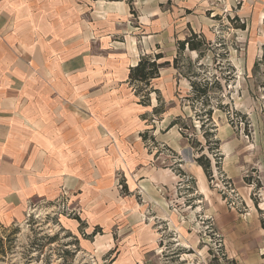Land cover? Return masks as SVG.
I'll return each instance as SVG.
<instances>
[{
    "label": "rangeland",
    "instance_id": "1",
    "mask_svg": "<svg viewBox=\"0 0 264 264\" xmlns=\"http://www.w3.org/2000/svg\"><path fill=\"white\" fill-rule=\"evenodd\" d=\"M203 2L177 12L158 0H0V127L19 136L4 144L36 143L30 118L69 109L102 120L99 155L48 147L43 161L65 160L83 175L0 221V264H264V1ZM200 21L201 58L178 53ZM158 53L169 65L148 100L135 96L141 86L121 70ZM112 116L115 134L103 124ZM110 148L113 172L99 175ZM110 199L112 215L99 218ZM94 224L101 232L85 240Z\"/></svg>",
    "mask_w": 264,
    "mask_h": 264
},
{
    "label": "crops",
    "instance_id": "2",
    "mask_svg": "<svg viewBox=\"0 0 264 264\" xmlns=\"http://www.w3.org/2000/svg\"><path fill=\"white\" fill-rule=\"evenodd\" d=\"M168 1H171L173 3L174 10L179 12L181 7L185 10L190 8L193 9L195 6L197 7V4H200L199 6L202 7L204 3L203 1L223 2L224 4H227L228 7L232 8L235 0H184L185 3L180 2L179 0H158V6L163 5ZM263 1L264 0H258V3H262ZM243 6L246 7L245 4ZM241 10L242 12L246 11L244 8ZM237 15L239 16V14ZM182 23L188 25L189 22L188 20H183ZM203 25L206 24L200 21L198 25L199 29L196 30L190 27L191 31L203 36V30L205 29ZM129 56L133 55L130 54ZM136 62H138V59L134 62L135 64L128 63L124 67L125 69L121 70L120 75L123 82L125 81L127 83L129 68L135 66ZM115 71L116 69L112 68L108 74L109 77H112ZM111 80V78L108 80L110 81L109 86L111 85ZM68 110L69 109H67V112L61 114L60 116L30 118L29 124H34L35 126L37 125V127H34L31 132L32 134H27V136L32 139L35 137L36 143L33 140H30L31 143H24L25 139H22L16 141L18 144H12L11 147L6 146L4 141L8 140L12 142V140H17V137L19 136L14 138L15 133L13 130L12 136L6 138V129L0 127V221H3V223L20 219L22 215L21 211L23 210L27 200L32 198L49 199L57 196L60 186H63V183L66 185L69 179H71L70 176L79 177V175H83L82 168L65 160L61 162H53V160L52 162L47 160L43 161L42 157H47L46 151L49 146L58 150V152H60L61 155H64V157L73 156L75 154L81 155L89 147H92L94 155H99L102 139L100 133V123H102V120L98 118L95 120L93 118V121L85 122L83 119L74 116L73 113H69ZM114 119L115 117L112 116L103 121L105 128L110 134H115V129L112 128L111 124ZM172 128H174V126ZM21 141L22 144H19ZM86 141L88 142L86 143ZM12 147L13 151L11 152L10 149ZM49 150L50 149H48V151ZM50 155L54 156L55 154L49 153V156ZM8 156H11V161L7 163L4 158ZM115 162V151L110 148L108 151V157L99 159L98 161V174H111L115 167ZM34 165L38 170L36 176L32 175L35 174ZM153 172L154 171H152V169L141 168L140 175L158 177V175ZM144 182L146 181H142V183ZM113 205H115V201L112 200L101 204L98 213L102 214L99 218L104 219L106 214L107 216L112 215L110 212L114 208ZM76 227L78 228V223ZM101 227L102 226L100 224H94L93 227L89 228V233H87V235L82 233L83 238L85 240L95 238V236L99 235V233L92 235L93 231L97 229L98 232H101ZM75 232H77L76 228L75 231L72 232L73 235Z\"/></svg>",
    "mask_w": 264,
    "mask_h": 264
},
{
    "label": "trees",
    "instance_id": "3",
    "mask_svg": "<svg viewBox=\"0 0 264 264\" xmlns=\"http://www.w3.org/2000/svg\"><path fill=\"white\" fill-rule=\"evenodd\" d=\"M241 29L243 30L244 26H242ZM205 42H206L205 38L202 35L190 31V34L187 38H185L184 40H179L177 42V51L179 53L187 49L189 52H197L198 58H201L202 51L200 49L203 46H205L206 44ZM162 59H164V57L162 56L161 53L155 54L153 56L146 55L141 57L135 66L129 68L128 79H127L128 85L131 87L138 85L141 86L138 88V91H135V89H133L134 93H136L135 96H138L140 93L142 94L143 92H145V94L142 95V97L148 100V95L151 92V90L149 89L151 87V81L157 79L159 77L160 70L163 69L165 66L169 65L168 61L160 62ZM173 63L175 66L176 58H174ZM207 85L208 82L205 81L204 88H206ZM191 88L194 90V94L196 95L203 96L206 93V90L204 88L200 90L194 82L191 83ZM154 93H156L155 90ZM178 121L179 120L176 119L175 121L171 122L169 127L171 128L177 125ZM202 160H205V165L202 164ZM196 162L203 168L205 174L207 175L208 168L210 165L209 160L204 158V156H201L196 160ZM75 220L80 224V220L78 217H76ZM97 233L98 230L95 229L92 235H96ZM6 241L10 242L9 237L6 238ZM4 245H5L4 241L0 238V255L3 254L5 255V251L3 248Z\"/></svg>",
    "mask_w": 264,
    "mask_h": 264
}]
</instances>
